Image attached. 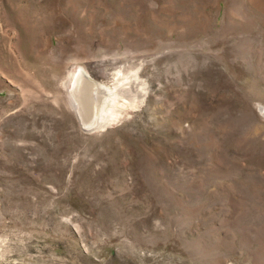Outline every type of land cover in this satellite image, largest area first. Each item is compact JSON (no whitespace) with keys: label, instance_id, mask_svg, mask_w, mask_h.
Returning a JSON list of instances; mask_svg holds the SVG:
<instances>
[{"label":"rangeland","instance_id":"rangeland-1","mask_svg":"<svg viewBox=\"0 0 264 264\" xmlns=\"http://www.w3.org/2000/svg\"><path fill=\"white\" fill-rule=\"evenodd\" d=\"M0 264H264V0H0Z\"/></svg>","mask_w":264,"mask_h":264},{"label":"bare ground","instance_id":"bare-ground-1","mask_svg":"<svg viewBox=\"0 0 264 264\" xmlns=\"http://www.w3.org/2000/svg\"><path fill=\"white\" fill-rule=\"evenodd\" d=\"M77 68V67H76ZM73 74V73H72ZM71 74V75H72ZM125 75V74H124ZM137 77V76H136ZM120 81V80H119ZM127 81V80H126ZM125 82V81H124ZM140 82V81H139ZM124 84V83H123ZM131 84V83H130ZM141 84V83H140ZM86 85H91V90L86 93ZM63 86V85H62ZM122 86V85H121ZM124 86V85H123ZM124 88V87H122ZM126 88V87H125ZM124 88V89H125ZM67 89V88H66ZM71 90L73 94V99L77 103V109L78 113L82 114V110L84 109L86 103L91 102V107L95 109V105L97 107L99 103L98 98L101 92L105 91V87L103 84L100 83H94L92 82L87 74L84 72L83 69L79 68L76 70L73 80H72V85H71ZM117 90V89H116ZM123 91V90H122ZM130 91V89H129ZM128 91V92H129ZM132 91V90H131ZM117 92V91H116ZM124 93V92H123ZM70 94V93H69ZM71 94V95H72ZM117 94V93H116ZM140 94V93H138ZM134 95V94H133ZM70 96V95H69ZM136 96V95H135ZM71 98V97H70ZM136 98V97H135ZM101 99V98H100ZM118 100V99H117ZM73 102V101H72ZM118 102V101H116ZM106 102L100 104V109L103 110V105H105ZM99 109V110H100ZM116 110V109H114ZM75 111V110H74ZM102 116V115H101Z\"/></svg>","mask_w":264,"mask_h":264}]
</instances>
